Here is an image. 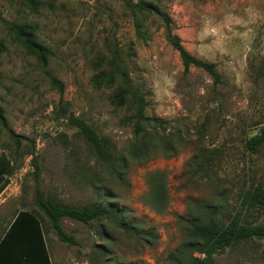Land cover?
I'll use <instances>...</instances> for the list:
<instances>
[{"label": "rangeland", "instance_id": "rangeland-1", "mask_svg": "<svg viewBox=\"0 0 264 264\" xmlns=\"http://www.w3.org/2000/svg\"><path fill=\"white\" fill-rule=\"evenodd\" d=\"M14 26L47 52L28 48ZM169 35L213 63L221 82L185 72ZM0 113V155L13 166L0 236L28 210L41 218L51 264H190V223L264 221V209L240 204L264 188V145L245 148L264 127V0H0ZM69 117L105 141L109 162ZM37 191L72 207L102 202L112 215L61 219L78 243L67 245L34 206ZM212 264H264V239L217 252Z\"/></svg>", "mask_w": 264, "mask_h": 264}, {"label": "trees", "instance_id": "trees-1", "mask_svg": "<svg viewBox=\"0 0 264 264\" xmlns=\"http://www.w3.org/2000/svg\"><path fill=\"white\" fill-rule=\"evenodd\" d=\"M28 1L31 4L35 3V0ZM138 8L142 11L158 13L157 9L150 4H140ZM14 29L16 34L25 41L28 48L36 50L41 56H43L42 53L47 52L36 43L32 33L27 32L25 28L14 26ZM169 39L173 48L178 52L185 72L191 67L197 68L207 73L215 84L221 82L220 75L213 63L199 60L192 56L182 47L177 38L169 35ZM41 60L44 62L45 58L42 57ZM119 74L126 85L128 77L126 71L119 69ZM52 84L60 92L62 91L63 86L59 81L53 79ZM123 93L124 91L119 93V99L123 98ZM138 98L140 106L136 112V131L137 138L140 139L143 134L140 121L144 117L142 113V101L140 97ZM0 120L2 121L1 113ZM69 122L78 129L85 142L92 148L97 159L104 162L111 160L105 141L89 125L75 117H69ZM2 124L4 127L3 121ZM11 137L19 147L23 138L15 135H11ZM263 145L264 127L260 129L258 134L245 142V148L252 153H257ZM31 162L34 168L33 177L37 181L39 178L38 165L34 158L31 159ZM12 171L13 166L10 159L4 155H0V193L9 185L8 177ZM240 204L246 208L259 207L264 209V188L257 187L252 191L246 192ZM34 206L48 220L51 230L58 240L71 246H77L78 243L72 235H68L63 231L60 223L61 219L67 218L88 225L93 221L104 217H111L112 215V210L102 202L95 201L80 208L72 207L49 200L40 191H37L35 194ZM119 226L127 231L131 229V227L123 224ZM187 238L189 244L193 247L192 252L187 256L190 264H212V257L217 252L243 241L264 239V221L257 225H250L240 224L236 218H233L227 224H220L214 219H209L203 223H190ZM194 253L199 254V256H195ZM0 264H51L42 221L35 212L20 210L16 213L5 232L0 236Z\"/></svg>", "mask_w": 264, "mask_h": 264}]
</instances>
